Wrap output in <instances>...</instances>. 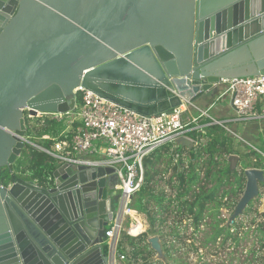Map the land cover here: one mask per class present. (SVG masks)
Instances as JSON below:
<instances>
[{
  "label": "water",
  "instance_id": "obj_1",
  "mask_svg": "<svg viewBox=\"0 0 264 264\" xmlns=\"http://www.w3.org/2000/svg\"><path fill=\"white\" fill-rule=\"evenodd\" d=\"M259 74L264 0H0V174L14 180L30 145L24 112L64 114L77 86L156 116L195 106L222 79ZM238 160L230 155L231 169ZM112 172L54 165L44 186L0 182V264H111L104 231L124 212ZM244 177L230 220L258 196L264 170ZM147 243L164 257L158 236Z\"/></svg>",
  "mask_w": 264,
  "mask_h": 264
},
{
  "label": "trees",
  "instance_id": "obj_2",
  "mask_svg": "<svg viewBox=\"0 0 264 264\" xmlns=\"http://www.w3.org/2000/svg\"><path fill=\"white\" fill-rule=\"evenodd\" d=\"M30 119L25 118L26 134L35 133L39 139L37 144L49 148L51 140L42 139V135H53L57 132L54 121L44 118L36 128L35 125L42 118L39 117L33 125H30ZM255 121L259 120L251 122ZM200 123L206 125L200 131L190 133L196 140L192 147L168 142L154 149L142 160L143 182L132 194L127 208L145 213L151 227L135 236L120 232L117 248L130 256V264H183L179 257H173L172 252H179L185 245L184 235L180 230L173 227L170 231L177 247L163 241L162 260L154 259L155 252L147 243L148 235H160L161 230L158 227L170 215L176 217V222L190 218L194 231L205 217H210L212 221L206 224L211 227L212 233L204 239L205 242L214 243L221 238V245L224 247L227 241L238 245L242 238V223L236 218L228 219L226 224H222L224 220L219 217L220 208H235L244 189L246 168L264 169V136L259 138V145L251 142L247 151L241 152L235 144V137L224 127L210 123L207 118L201 119ZM175 153H179L176 162L173 158ZM232 154L238 155L240 168L238 165L234 169L230 168L229 157ZM48 158L50 157L43 151L27 145L21 156L11 165L14 180H32L39 186L50 184L54 162L50 163ZM14 180L10 178L7 169L1 172L0 182L3 185ZM260 186H264V182ZM166 187H169L171 193L166 191ZM249 206L246 211L250 210ZM254 213L256 214L250 225L256 223L257 216L261 221L256 223L259 245L251 254L253 261L256 255V264H264V212ZM126 246L128 250H123ZM103 252H108L107 243L103 244Z\"/></svg>",
  "mask_w": 264,
  "mask_h": 264
},
{
  "label": "built area",
  "instance_id": "obj_3",
  "mask_svg": "<svg viewBox=\"0 0 264 264\" xmlns=\"http://www.w3.org/2000/svg\"><path fill=\"white\" fill-rule=\"evenodd\" d=\"M219 84L223 85L224 89L216 100L225 98L230 104L233 114L228 119H218L210 115L209 110L213 108L214 103L199 110L196 116L189 114L183 106L156 116H143L120 107L91 90L77 86L73 91L75 103L72 110L64 114L40 116L55 123L65 124L64 128L53 135H42V139L51 140L50 147L31 142L27 134L23 140L46 153L56 167L68 165L74 168H112V173L117 176L113 187L118 191L125 211L129 209V196H132L143 182L142 160L157 147L168 142L175 143L179 137H185L195 144L196 140L190 133L198 132L206 125L200 123L203 118L230 132L229 123L239 124L264 119V75L222 79ZM63 115L67 119H64ZM262 155L264 157V154ZM173 158L176 162L179 153H175ZM122 215L114 216L110 226L104 231L105 243L108 245L107 253L112 256L111 264H116L118 237L120 232L125 230ZM118 257L122 258L119 255Z\"/></svg>",
  "mask_w": 264,
  "mask_h": 264
},
{
  "label": "rangeland",
  "instance_id": "obj_4",
  "mask_svg": "<svg viewBox=\"0 0 264 264\" xmlns=\"http://www.w3.org/2000/svg\"><path fill=\"white\" fill-rule=\"evenodd\" d=\"M193 115H197V113L193 111ZM63 117L64 119H67L65 115H63ZM37 119L39 118L31 117L29 122L30 125L35 124V121ZM246 122L239 123L234 126L232 125L233 123L228 124V127L231 129V132H229L235 137V144L241 152L247 151V146H249L251 142L255 145H259V138H262L264 136V119L259 120V124L261 125L260 130L256 128H246ZM41 123V120L38 121V124L35 125L36 128H38L39 124ZM54 124L57 131L64 128L65 126V124L63 123L60 124L54 122ZM27 136L33 143H37L39 141V139L36 138L35 133L27 134ZM48 161L51 163L53 160L51 158H48ZM237 165L238 168H240L239 161H237ZM263 190L264 186H261L258 196L251 201L252 203L250 204V206L248 205L250 207V210L246 211V208L248 207L247 206L243 210L242 214L236 219L240 221L244 226L242 238L240 239L238 245L227 241L225 246L223 247L221 245V238L216 239L214 243L205 242L204 239L212 233L211 227L206 224L212 221L210 217H205L202 223L199 225V228L194 231L190 218H183L181 221L176 222V217L170 215L166 218L165 222L158 227L161 230V233L159 235L160 237L158 235L157 236L160 238L161 244L163 243V241L166 240L167 242H169V244H174L175 247H177L178 245L175 244L176 240L171 235L170 231L173 227L176 228V230H180V232L184 235L185 245H183L182 249L179 250V252H174L172 247V252L173 257H179L183 264H256V255L254 258V262L251 253L253 250L257 249L259 245L258 236L256 232V223L260 222L261 218L257 216L256 223H253L251 225L250 221L256 214L254 212H264V198H262ZM166 191L168 193H171L169 187H166ZM232 212L233 209L230 210L220 208L221 214L219 215V217L223 218L224 220L222 224L227 223L228 219H230L231 217ZM126 217L127 216L125 215V218ZM127 218L130 217L128 216ZM127 225L128 223L124 222V228L126 229L121 231V233L124 232L125 234L132 236L137 235L138 232H136L135 234L129 233L127 230ZM194 248H196V250H194ZM116 250L117 253L122 256V260H124V262L130 261L129 255H126V253L122 252L119 248H117ZM123 250H128V246L124 247ZM154 259L158 260L156 255L154 256Z\"/></svg>",
  "mask_w": 264,
  "mask_h": 264
},
{
  "label": "crops",
  "instance_id": "obj_5",
  "mask_svg": "<svg viewBox=\"0 0 264 264\" xmlns=\"http://www.w3.org/2000/svg\"><path fill=\"white\" fill-rule=\"evenodd\" d=\"M223 89H224L223 88V85L218 84L216 86V88L214 90H212L209 94H207V95L199 98L195 102V106H187L186 109H187V111L190 112L189 114L193 115V111H195L197 113V115H198V113H199L198 111L199 110L206 109L211 103H214L213 108H211L209 110L210 115L212 117L218 118V119H228L233 114L232 113V108H231L230 104L228 103V101L225 98H221L219 100H216L217 96L221 93V91ZM193 116H196V115H193ZM246 124H247L245 126L246 128L249 127L251 129H253V128H256V129H259V130L261 129V125L259 124V121L246 122ZM232 125L234 126V125H237V124L236 123H233ZM128 216L130 218H127ZM127 217L125 218L124 215H122V218H123V223H122L123 224V227H124V222H127L128 223L127 228L130 225H132V223H133L135 226L138 227V229H139L137 231L138 233L145 232L148 229H150V227H151V224H150V221H149L147 215L145 213H143V212L132 210L131 213H129L127 215ZM152 236H155V235H148V237H152ZM105 242L106 241H104V243ZM159 242L161 244L160 238H159ZM116 253H117V250H116ZM118 255L119 254L117 253V256H116V264H130L131 263L130 261L124 262V260H122V258L119 259Z\"/></svg>",
  "mask_w": 264,
  "mask_h": 264
},
{
  "label": "bare ground",
  "instance_id": "obj_6",
  "mask_svg": "<svg viewBox=\"0 0 264 264\" xmlns=\"http://www.w3.org/2000/svg\"><path fill=\"white\" fill-rule=\"evenodd\" d=\"M132 210L130 209H125L124 211V217L125 215L127 216L129 213H131ZM128 232L129 233H132V234H135L139 229L137 226H135L134 224L130 225L128 228H127Z\"/></svg>",
  "mask_w": 264,
  "mask_h": 264
},
{
  "label": "flooded vegetation",
  "instance_id": "obj_7",
  "mask_svg": "<svg viewBox=\"0 0 264 264\" xmlns=\"http://www.w3.org/2000/svg\"><path fill=\"white\" fill-rule=\"evenodd\" d=\"M24 113H25L26 118H28V116L26 115L27 112L25 111ZM39 117H40V116H36L35 118H39ZM29 118H31V117H29ZM260 187H261V186L259 185V190H260Z\"/></svg>",
  "mask_w": 264,
  "mask_h": 264
}]
</instances>
